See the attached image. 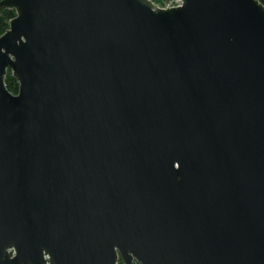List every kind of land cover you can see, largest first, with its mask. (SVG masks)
<instances>
[{"label": "water", "instance_id": "water-1", "mask_svg": "<svg viewBox=\"0 0 264 264\" xmlns=\"http://www.w3.org/2000/svg\"><path fill=\"white\" fill-rule=\"evenodd\" d=\"M160 1L0 0V264H264V3Z\"/></svg>", "mask_w": 264, "mask_h": 264}, {"label": "trees", "instance_id": "trees-1", "mask_svg": "<svg viewBox=\"0 0 264 264\" xmlns=\"http://www.w3.org/2000/svg\"><path fill=\"white\" fill-rule=\"evenodd\" d=\"M160 1V0H157ZM264 3V0H261ZM15 10L13 8L0 7V34L9 26V20L14 16ZM5 84L8 90L11 92H17L18 82L12 76L10 70L8 69L5 76ZM119 264H122V261L119 260ZM140 264V263H136Z\"/></svg>", "mask_w": 264, "mask_h": 264}, {"label": "built area", "instance_id": "built-area-1", "mask_svg": "<svg viewBox=\"0 0 264 264\" xmlns=\"http://www.w3.org/2000/svg\"><path fill=\"white\" fill-rule=\"evenodd\" d=\"M154 3L158 4V5H163L161 1H157V0H152ZM178 2H175L174 4H176Z\"/></svg>", "mask_w": 264, "mask_h": 264}]
</instances>
